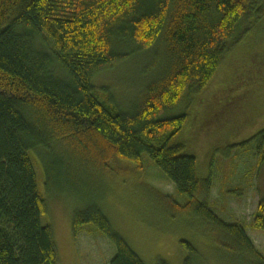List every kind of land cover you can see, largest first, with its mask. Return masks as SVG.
<instances>
[{"label": "trees", "instance_id": "16d2710c", "mask_svg": "<svg viewBox=\"0 0 264 264\" xmlns=\"http://www.w3.org/2000/svg\"><path fill=\"white\" fill-rule=\"evenodd\" d=\"M262 24L264 0H0V264H59L31 155L52 143L109 171L124 162L141 172L146 155L187 197L188 209L258 256L242 227L210 209L212 179L200 176L178 139L187 115L165 114L204 91ZM155 44L164 52L161 74L132 112L102 102L94 78L125 60L128 46ZM64 139L72 147L58 142ZM89 209L74 217L76 238L100 234L117 249L111 264H145L97 206ZM253 228L264 230V199Z\"/></svg>", "mask_w": 264, "mask_h": 264}, {"label": "rangeland", "instance_id": "374dc122", "mask_svg": "<svg viewBox=\"0 0 264 264\" xmlns=\"http://www.w3.org/2000/svg\"><path fill=\"white\" fill-rule=\"evenodd\" d=\"M254 30L227 55L204 91L187 94L165 117L187 115L178 139L196 157L200 176L212 179L210 209L226 224L242 227L258 256L188 209L187 197L146 155L141 172L124 162L109 171L52 143L31 155L47 204L43 222L53 228L59 264H111L117 249L110 240L73 233L76 213L92 206L145 264H264V230L253 228L264 199V163L257 152L264 136V25ZM126 52L93 86L102 102L129 113L161 74L164 52L159 44L146 51L128 46ZM69 140L58 142L72 147Z\"/></svg>", "mask_w": 264, "mask_h": 264}, {"label": "bare ground", "instance_id": "6f19581e", "mask_svg": "<svg viewBox=\"0 0 264 264\" xmlns=\"http://www.w3.org/2000/svg\"><path fill=\"white\" fill-rule=\"evenodd\" d=\"M35 187V186H34Z\"/></svg>", "mask_w": 264, "mask_h": 264}]
</instances>
